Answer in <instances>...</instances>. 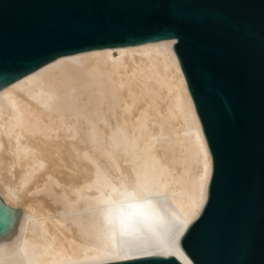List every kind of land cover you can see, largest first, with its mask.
I'll return each instance as SVG.
<instances>
[{
	"label": "bare ground",
	"instance_id": "bare-ground-1",
	"mask_svg": "<svg viewBox=\"0 0 264 264\" xmlns=\"http://www.w3.org/2000/svg\"><path fill=\"white\" fill-rule=\"evenodd\" d=\"M212 170L174 39L58 57L0 89V200L18 215L0 264L168 258ZM131 188L147 220L120 236Z\"/></svg>",
	"mask_w": 264,
	"mask_h": 264
},
{
	"label": "water",
	"instance_id": "water-1",
	"mask_svg": "<svg viewBox=\"0 0 264 264\" xmlns=\"http://www.w3.org/2000/svg\"><path fill=\"white\" fill-rule=\"evenodd\" d=\"M174 39L213 170L168 257L264 264V0H0V89L63 55ZM0 200V235L17 220Z\"/></svg>",
	"mask_w": 264,
	"mask_h": 264
},
{
	"label": "snow or ice",
	"instance_id": "snow-or-ice-1",
	"mask_svg": "<svg viewBox=\"0 0 264 264\" xmlns=\"http://www.w3.org/2000/svg\"><path fill=\"white\" fill-rule=\"evenodd\" d=\"M125 195L129 198L127 208L131 211H121V219L116 229L120 236L132 234L137 228L143 226L147 216L140 212V209L145 207L144 194L135 188L129 189ZM139 213V215H137Z\"/></svg>",
	"mask_w": 264,
	"mask_h": 264
}]
</instances>
